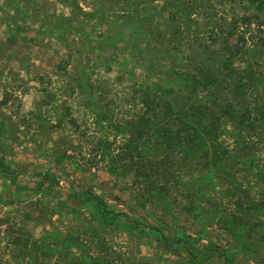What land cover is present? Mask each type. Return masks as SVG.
<instances>
[{
  "label": "rangeland",
  "instance_id": "1",
  "mask_svg": "<svg viewBox=\"0 0 264 264\" xmlns=\"http://www.w3.org/2000/svg\"><path fill=\"white\" fill-rule=\"evenodd\" d=\"M134 9L141 13L131 18ZM164 47L188 55L196 73L213 67L208 54L227 62L238 51L231 68L242 85L222 91L223 101L210 102V117L232 151L264 158V127L256 111L263 102L258 79L264 74V13L245 1L0 0L1 139L8 164L26 186L14 195L0 176V264H74L76 258L75 264H85L84 254L101 264H196L151 235L96 221L68 196L73 186L94 190L145 223L178 222L190 232L199 227L181 207L188 196L206 201L207 211L213 203L229 206L230 198L222 197L228 176L217 179L211 199H197L191 183L205 169L201 160L155 146L148 88L159 82L158 71L169 77L186 71L165 60L159 52ZM174 89L179 103L185 89ZM95 107L113 123L99 126ZM106 148L114 161L101 156ZM232 153L229 173L249 200L264 201V183L241 169ZM113 162L120 174L109 172ZM48 170L59 184L42 182ZM149 181L169 188L177 216L150 202L139 207ZM261 217L249 220L256 232L263 230ZM210 237L235 246L221 225L211 227ZM261 239L252 241L258 251L240 253L237 264H264ZM204 264L223 262L214 256Z\"/></svg>",
  "mask_w": 264,
  "mask_h": 264
},
{
  "label": "trees",
  "instance_id": "2",
  "mask_svg": "<svg viewBox=\"0 0 264 264\" xmlns=\"http://www.w3.org/2000/svg\"><path fill=\"white\" fill-rule=\"evenodd\" d=\"M243 1L258 13H264V0ZM133 12L135 16L130 17L136 18L140 16L141 10L134 9ZM172 18L173 20L177 19L175 15H172ZM130 21L133 22V20ZM159 52H164L165 60L170 58L172 61L180 63V70L184 69L186 71H172L171 74L174 78L169 77L166 71H158L159 82L148 88L146 102L149 106V113L152 115L149 119V127L154 134L155 146L160 148L162 146L172 147L184 157L190 159L197 157L201 160L205 169L199 172V175L194 178V182L191 183V187H195L194 192L197 199L204 196L211 199L208 193H210V189L216 188L217 179L228 176L227 179H230L229 188L231 189L224 190L222 197L230 198L229 206L227 207L222 202L221 204L213 203V209L207 211L204 206V203H207L206 201L197 203L194 196H188V201L184 202L181 207L188 216L197 222L199 227L198 232H190L178 222L165 227L145 223L139 217H132L126 211H118L105 194L94 190H79L73 186L68 196L79 202L81 206L88 208L96 221L108 226L117 225L126 232L151 235L165 245L168 250L183 253L196 264H204L214 256L219 257L223 264H237L240 253L258 251L252 244L257 235L263 238L259 240L257 246L264 249V222L261 223V229H263L261 232H256L249 224V220H252L253 217L262 220L264 201L257 204L254 200H249L248 193L242 190L237 183V179L232 173H229V154L233 152V158L239 164L238 166L241 169L255 172L258 179L263 183L264 158L259 153L240 152L236 151V148L232 151L230 146L224 144L220 134L217 133L218 128L215 122L211 120L209 103L213 102L215 104L223 101L219 97L225 89L237 87L238 84H240L238 87H241V80L235 77L231 68L233 66L231 58L238 54V51L231 53L227 62L221 61L219 56L208 54L207 59L213 67L211 69L199 67L197 73L192 72L193 70L190 68L192 62L190 64L188 55L181 57L173 47L170 49L161 48ZM150 61L153 62V60ZM220 62H224L221 65L222 67L219 65ZM145 64L148 66L149 62ZM259 76L258 81L261 85L263 102L256 111L261 125L264 127V74L260 73ZM176 86H182L185 89L180 95L179 103L173 97L175 94L174 87ZM200 93L205 94V96ZM94 111L98 115L97 117L100 116L98 124L102 128H106V125L113 123L106 119L102 110L98 107H95ZM227 114H230L231 117L234 116V113L231 112ZM1 137L2 130L0 129V176L6 188L14 195H20L26 189V186L20 182L21 172L8 164ZM101 156L109 158L108 160L111 162L114 161L108 148L102 152ZM107 168L111 173H121L115 162ZM47 181L50 184L60 183L58 176L52 170L46 171L42 178V182ZM147 183L145 195L147 193L148 195L140 198V200L138 199L139 207L145 208L146 203L150 202L161 208L166 214L177 216L176 203L171 198L169 188L164 184L157 185V183L151 181ZM243 193H245V199L242 197ZM215 224L221 225L225 229L231 236L235 246L219 244L210 237V229ZM77 260L79 259L76 258L74 264L78 262ZM82 260L85 264H101V261L85 254Z\"/></svg>",
  "mask_w": 264,
  "mask_h": 264
}]
</instances>
